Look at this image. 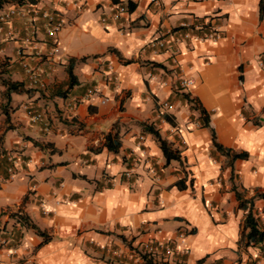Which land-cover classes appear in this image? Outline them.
<instances>
[{"label":"crops","instance_id":"1","mask_svg":"<svg viewBox=\"0 0 264 264\" xmlns=\"http://www.w3.org/2000/svg\"><path fill=\"white\" fill-rule=\"evenodd\" d=\"M36 2L66 24L58 54L41 18L30 44L28 16L14 19L12 35L6 24L0 31V264H135L109 250L151 242L175 248L158 254L167 264H264V241L247 245L244 229L250 203L264 226V197H254L264 193L260 0ZM117 3L126 10L113 19ZM204 19L218 37H195L203 31L190 27ZM2 78L22 87L8 94ZM149 126L179 160L166 163ZM116 132L120 146L110 150L106 135ZM15 212L49 239L12 227Z\"/></svg>","mask_w":264,"mask_h":264},{"label":"built area","instance_id":"2","mask_svg":"<svg viewBox=\"0 0 264 264\" xmlns=\"http://www.w3.org/2000/svg\"><path fill=\"white\" fill-rule=\"evenodd\" d=\"M112 9L113 19H119L122 13H124L126 10L125 6L121 3L115 4ZM25 16L29 17V22H27L28 24L26 25L27 33L23 37L24 42L28 44L33 42L36 33L33 23L36 19L41 18L42 25L45 29L46 34L49 38H51V54H58L60 51L57 45V35L66 23L65 19L62 17V14L56 10H49L40 7L38 6L37 2H25L21 4L8 3L0 10V31L3 30V27L6 24L10 28L7 34L12 35L14 33V19L22 18ZM209 21L210 19H204L202 21L194 23L192 27H190V29L197 30L198 32L203 31V34H198L197 36H195L196 38L203 40L207 38L214 39L218 37V30H216ZM184 36L189 38L193 37L191 30L184 31ZM160 45H163V43L161 42ZM18 55L20 57L21 64L28 74L30 80L33 83H38L39 75L35 68L28 64L24 52L22 50H19ZM193 82L194 81L192 79H184L180 82V84L182 87H190L193 85ZM93 93L94 89H89L87 91V94L89 95ZM105 100L106 99H104L103 102ZM162 105L166 110L173 108L172 104L163 103ZM28 114L34 121H37L41 118L40 113L34 112L31 109L28 111ZM9 170L12 172V168H9ZM174 249L175 248L170 244H158L151 242L147 243L144 248L139 251L131 250L129 252H122L119 249L113 248L109 250V253L112 256L121 259L122 261H132L135 264H143L144 261L142 255H146V257L151 258L152 261H158V259H161L158 258L159 253H161L159 254L161 255V257L172 256L175 254Z\"/></svg>","mask_w":264,"mask_h":264},{"label":"trees","instance_id":"3","mask_svg":"<svg viewBox=\"0 0 264 264\" xmlns=\"http://www.w3.org/2000/svg\"><path fill=\"white\" fill-rule=\"evenodd\" d=\"M25 2H36V0H0V10L8 3H25ZM264 8V0H260V13L263 12ZM72 68L73 65L70 63L68 66V74L70 78L69 86H72L74 84V79H73V73H72ZM2 84L6 85L7 89L6 92L9 94L10 91L12 90H19L22 87V83L18 81H12L6 78H2ZM186 96V95H185ZM5 111V106L2 109ZM203 112V111H202ZM205 120V119H204ZM206 126H209V123L206 121L205 123ZM211 132H212V140L214 143V146L217 149H221L224 151L223 147L218 144L215 141V133L212 127ZM147 131L151 132L156 140L158 141L165 159L166 163H168L170 160H179L180 159V151L178 149H173L171 145L161 137V135L157 132L156 129L152 127H147ZM105 144L108 149L110 150H116L120 146L119 138H118V133L116 132L115 134L108 133L106 135V140ZM225 153L227 155H231L232 159L244 157L246 154L244 152H231L230 150H226ZM236 197L238 200L241 201L244 207H246V204H244V200L242 199V196L240 193L235 190ZM256 198H261L264 197V193H259L257 192L256 195L254 196ZM252 204L250 203L248 211L245 215L244 218V229H246L245 233V242L247 245L249 244H255L259 242L264 241V226L258 221L256 215L252 212ZM10 218L14 219V222L12 223V227L16 225V223H19L21 227L24 228H32L38 235L43 237V241H46L49 239V237L46 235L44 231H41L34 223H32L26 215H23L21 213L15 212L10 214ZM19 233V232H18ZM20 234V233H19ZM21 235V234H20ZM124 240V239H123ZM144 264H167L166 262H158V261H152L151 258H147L146 255H142Z\"/></svg>","mask_w":264,"mask_h":264},{"label":"rangeland","instance_id":"4","mask_svg":"<svg viewBox=\"0 0 264 264\" xmlns=\"http://www.w3.org/2000/svg\"><path fill=\"white\" fill-rule=\"evenodd\" d=\"M65 24H66V23H65ZM64 26H65V25H64ZM62 29H63V28H62ZM62 29H61V30H62Z\"/></svg>","mask_w":264,"mask_h":264}]
</instances>
